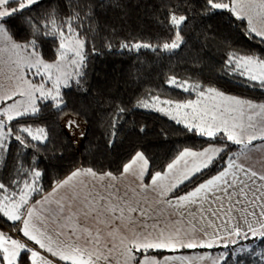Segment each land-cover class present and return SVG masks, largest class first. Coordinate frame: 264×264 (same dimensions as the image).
Segmentation results:
<instances>
[{"label":"snow or ice","instance_id":"1","mask_svg":"<svg viewBox=\"0 0 264 264\" xmlns=\"http://www.w3.org/2000/svg\"><path fill=\"white\" fill-rule=\"evenodd\" d=\"M40 2L0 0V55L9 54L10 78L16 80L15 88L0 92V159L10 153L13 141L21 150L28 149L37 155L42 147L46 148L50 142L47 128L25 125L23 118L37 117L42 106H50L57 118L62 119L67 107L62 89L73 84L82 88L86 79L88 42L78 30L82 24L73 27V21L80 19L79 14L74 13L61 23L54 12L43 18L25 15ZM206 3L209 13L225 10L237 20H246V35L264 43V0H206ZM187 21V15L170 10L169 24L175 30L174 38L157 48L167 52L180 48L184 44L180 26ZM17 24L29 32L30 39L18 42L14 38L12 28ZM48 39L57 41V59L50 62L43 59L42 52V42ZM132 47L153 48L141 42ZM226 67L237 77L246 78L248 86L264 89V59L255 53H232ZM29 73L40 82L33 83ZM49 82L51 87L47 86ZM166 83L185 92L199 87L176 77H170ZM197 95L196 100L182 103L153 96L151 103L139 102L138 107L165 112L186 131L201 137L213 141L221 137L222 145L200 150L184 148L166 165L165 171L154 173L148 172L149 161L144 154L136 152L121 171V176L135 178L134 188L121 191L117 184L109 182L119 179L113 173L81 167L64 180L54 182L52 191L45 193L40 182L42 170L25 168L18 160L16 178L10 185L0 182V213L13 227L18 222V231L26 241L0 231V264H112L116 249L122 264H192L189 257L157 259L149 253L215 248L224 251L215 256L204 253L197 259L209 264H244L247 254L264 264V249L257 251L251 244L241 243L249 239L264 242V170L237 162L241 157L246 159L254 149L264 148V104L226 95L212 87ZM158 104L166 108L157 107ZM125 111L118 107L113 115L111 138L116 136V124ZM64 128L70 136L75 137L79 131V138L84 137L75 117H69ZM111 138L109 145L114 142ZM256 141L261 143L255 144ZM231 145L239 146V152H231ZM32 159L36 161L37 156ZM221 160L225 165L217 174L200 179L191 190L178 194L181 186L202 178ZM148 192L155 194L156 208L151 207L145 195ZM36 196L39 199H34ZM165 211H169V217L162 221ZM82 218H94L101 227L93 230L82 226ZM104 228L110 230L105 233ZM122 228L130 236L119 235Z\"/></svg>","mask_w":264,"mask_h":264},{"label":"trees","instance_id":"2","mask_svg":"<svg viewBox=\"0 0 264 264\" xmlns=\"http://www.w3.org/2000/svg\"><path fill=\"white\" fill-rule=\"evenodd\" d=\"M170 10L177 15H187L188 21L180 26L184 44L167 52L157 46L174 38L175 30L169 24ZM49 12L55 13L58 23L78 13L80 19L73 21V27L82 24L78 30L88 42L85 47L88 56L86 79L82 81V88L73 84L71 88L63 89V95L94 97L102 105L105 119L96 149L87 164L97 173L120 174L122 166L136 152H142L148 158L149 173L162 172L184 148L202 149L213 143H222L221 137L213 141L198 133H190L165 112L138 107L139 102L151 101L153 96L187 101L197 98L198 92L208 87L264 100V89L248 86L246 78L237 77L226 67L232 53L245 55L258 52L264 55V43L255 36L249 38L246 35V20H237L225 10H211L209 13L206 0H41L25 15L43 18ZM12 32L14 38L22 42L30 39L29 32L20 24L12 28ZM137 42L151 44L153 48L136 50L132 46ZM124 44L128 48L122 47ZM56 47V40H44L43 56L56 59ZM170 77L199 87L185 92L167 84ZM118 107L126 111L116 124V136L111 138L112 117ZM50 108L42 106L37 117H25L22 122L33 128L43 126L48 130L46 113ZM110 138L114 140L111 145ZM230 151L238 153L239 146L231 145ZM33 156H37L36 161H33ZM18 160L25 168L42 170L44 175L40 182L44 190L73 167L70 156L51 140L38 155L28 149L21 150L20 145L13 141L10 153L0 159V182L10 185L16 178ZM224 165V160H221L202 178L181 186L179 193L190 190L200 179L216 174ZM0 225L5 230L13 227V223L2 213ZM247 242L257 251L264 249V242L259 239ZM211 250L224 251L222 248ZM150 253L162 256L169 252ZM244 264L260 262L258 258H249L245 254Z\"/></svg>","mask_w":264,"mask_h":264},{"label":"rangeland","instance_id":"3","mask_svg":"<svg viewBox=\"0 0 264 264\" xmlns=\"http://www.w3.org/2000/svg\"><path fill=\"white\" fill-rule=\"evenodd\" d=\"M11 6L15 7V5H11ZM17 41L18 42H22L20 40H17ZM253 53H255L260 58L264 59V55H261L258 52H250L249 54H253ZM43 59L50 62V61L56 60L57 58L56 59H49V58H45L43 56ZM8 60H9V54L8 53H3L2 55H0V92L6 91V90H11V89L15 88V86H16V80L14 78H10L11 77V67H10V65L8 63ZM28 75H29V78L32 79L33 83H39L40 82L38 77L37 78H33L31 73H29ZM47 86L51 87L50 82L48 83ZM217 90L221 91L219 89H217ZM221 92L225 93L226 95H231V96L238 97L240 99L252 101L254 104H264V100H260L259 101V99L250 98L249 96L238 95V94H235V93H226L224 91H221ZM62 93H63V89H62ZM206 96H207V93H206ZM159 98H160V100H169V99H164V98H161V97H159ZM197 98L190 99V100H196ZM64 99L67 102V107L64 109V112L66 114L68 112H71V111L75 110L76 108H78V106H80V107H85L86 106L87 108H90L91 111H92V114L94 116V120L96 121V123L94 124V126L91 129V131L89 132L88 138H87V141L94 142V146H93V148L91 150V156H92L93 152L96 149V144H97L98 136H99V133H100L99 124H98V120L96 118L95 111L98 113V116L100 117L101 122L102 121L104 122L105 115L103 113L102 105L94 97H83V96H77V95H72L71 94V95L64 96ZM86 101L87 102H89V101L92 102L93 103V108L95 110L91 107L92 105L90 106V105L82 104V102H86ZM174 102H181L182 103V102H186V101H174ZM204 102H208V101L205 100ZM148 103H151V101H148ZM157 107H165L166 108L165 105H160V104H158ZM56 114L57 113L55 111H53L52 108H50L47 111V113H46L47 122H48V134H49L50 140L53 141L54 143H56L57 145H59L60 148L68 156H70V158L73 161V167H72L71 170H75V169L81 168V167L85 168L86 167L85 164L83 166H81V167L77 166V163L81 162L82 159L76 157L75 154L72 153L73 148L68 143V142H70V140H66V139H70V137L69 138H63L61 136L60 129L58 128V125H61V123L56 125ZM54 117H55V119H54ZM64 117H65V115H64ZM64 117L61 120L65 122L70 116L66 120H63ZM97 125H98V127H97ZM98 130H99V133H98ZM215 144L216 145H220V146L222 145V143H215ZM252 154H253V156H252L253 160L249 161L251 164H253V165L260 164V163L264 164V150L262 148L254 149L252 151ZM260 156H263V160L262 161L255 160L256 157H260ZM242 160H245V158L241 157L237 162L238 163H242L243 162ZM0 226L5 229V227H3L2 225H0ZM7 231L8 232L11 231L15 236H19V237L21 236L20 232L18 231L17 226L16 227H12V228H7ZM241 243L242 244H249L247 241H243ZM209 250L213 251L211 249H206V250H201V251H209ZM197 251H199V250H197ZM219 252H221V251H219Z\"/></svg>","mask_w":264,"mask_h":264},{"label":"crops","instance_id":"4","mask_svg":"<svg viewBox=\"0 0 264 264\" xmlns=\"http://www.w3.org/2000/svg\"><path fill=\"white\" fill-rule=\"evenodd\" d=\"M78 104V103H77ZM80 104V103H79ZM82 104H85V105H92L91 107L93 108V103L92 102H82ZM94 109V108H93ZM95 110V109H94ZM95 114H96V118L98 120V124H99V130L101 128V125L103 123V121L101 122L100 120V117L98 116V113L95 111ZM99 133V132H98ZM255 144H260L261 142L260 141H256L254 142ZM212 146H216V147H219L220 145H216L215 143L213 144H210ZM210 145H208L207 147H209ZM264 150V148H262ZM193 150H200V149H193ZM144 154V153H143ZM144 156L146 157V155L144 154ZM252 152H250L248 154V157L245 159V160H242L245 165H250L252 167H254L255 169L257 170H264V164L263 163H260V164H251L249 161L250 160H253L252 159ZM147 158V157H146ZM90 159V158H89ZM148 160V158H147ZM255 160H258V161H262L263 160V156H260V157H256ZM149 161V160H148ZM88 164V162H87ZM87 164H86V167L85 168H88L87 167ZM149 166H150V163H149ZM72 171L74 170H71L69 171L64 177H62L59 181H62L64 180ZM148 171H149V168H148ZM163 172V171H162ZM114 176H117L119 177L118 180L116 181H109L110 183H115L119 186V188L121 189V191L125 190L126 188H134L136 186L135 184V178L128 175V176H121V173L120 174H113ZM149 181H147V175L145 177V180H144V183H148ZM96 183L98 185H101V182L100 181H96ZM52 187H49L47 190H45V193H49L52 191ZM102 187V185H101ZM99 190V189H98ZM191 190V189H190ZM189 191V190H188ZM61 195H63V190L61 191L60 193ZM179 194H182V193H179ZM148 198H149V203L151 204V207L152 208H156L157 205L155 204V199H156V196L154 193L152 192H148L145 194ZM34 199H39L38 196L34 197ZM147 210V209H146ZM168 217H169V211H165L163 213V215L161 216V220L162 221H166L168 220ZM53 227H55L56 225L53 224L52 225ZM82 226H85V227H89V228H92L93 230L97 229L98 227H101V225L98 223V221L94 218H87V219H84L82 218ZM17 228H19V224L17 222ZM110 229L108 228H104V232L107 233ZM0 231H2L6 236H11L12 238L14 239H18V240H21L22 242H25L26 241V238H24L22 235L19 237V236H15L11 231L8 232L7 230H5L4 228H2L0 226ZM21 234V233H20ZM119 235L121 236H130V233L128 232L127 229H124L122 228L120 230V233ZM105 239L109 242V243H112L111 239L106 237L105 236ZM29 245L31 246V242H28ZM116 243L118 244L119 241L117 239ZM204 253H211L212 255H216L217 253H219V251H197V249H180L178 250L177 252L175 253H172V252H169V253H166L162 256H159L157 254H153V253H150L149 255H153V256H156L157 259H162L164 256H185V257H189L192 259V264H209L208 261H203V260H199L197 259V257L203 255ZM51 258V257H50ZM112 264H122V261H121V258L120 256L118 255V249L114 250L113 251V256H112ZM177 264H179V262H177Z\"/></svg>","mask_w":264,"mask_h":264},{"label":"built area","instance_id":"5","mask_svg":"<svg viewBox=\"0 0 264 264\" xmlns=\"http://www.w3.org/2000/svg\"><path fill=\"white\" fill-rule=\"evenodd\" d=\"M57 115L58 114H56V125L61 123V125H58V128L60 129L61 136L63 138H69L70 137V139H66V140H70V142H68V143L73 148L72 153H74L76 157L82 159L81 162L77 163V166L81 167L84 164L86 165L89 158L91 157V150L94 146V142L87 141L88 134L91 131L94 124L96 123V121L94 120V116L92 114L91 109L87 108L86 106L85 107L78 106V108H76L75 110L68 112L63 119V120H66L69 116L76 118L77 122L79 123L80 131L84 132V137L82 139L79 138V131L76 132L75 137L70 136L64 128L65 122L62 121L61 119H58ZM54 119H55V117H54ZM97 127H98V125H97ZM98 132H99V130H98ZM73 141H75V143Z\"/></svg>","mask_w":264,"mask_h":264}]
</instances>
